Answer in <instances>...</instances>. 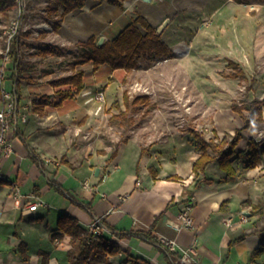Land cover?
Instances as JSON below:
<instances>
[{
	"label": "crops",
	"instance_id": "0c3cea01",
	"mask_svg": "<svg viewBox=\"0 0 264 264\" xmlns=\"http://www.w3.org/2000/svg\"><path fill=\"white\" fill-rule=\"evenodd\" d=\"M231 11H237V18L227 21ZM138 13L157 31L161 28V37L172 50L167 60L154 62L152 56L142 57L131 70L114 69L107 64L94 69L91 62L83 63L80 66L84 70V87L63 100L58 99L60 87L51 84L53 72L44 70L46 64H53L51 59L24 62L27 68L21 74L18 102L26 121L19 124L17 132L38 162L31 160L28 147L16 131L8 132L11 151L5 153L0 148V175L4 176L0 177V264H71L67 258L70 236L52 237L57 218L64 211L87 229L93 218H101V236L123 250L98 254L89 264H120L123 260L129 264L134 257L147 264H257L264 258V254L252 258V252L264 243V211L260 214L254 209L264 200V154L253 168L245 169L242 163L234 162L238 172L234 181H223L224 173L215 162L194 173L193 162L202 149L190 132L193 129L206 140L217 141L226 133L229 140L241 129L242 137L236 146V150H241L248 138L264 140L257 137L258 133L264 134L263 106V119L244 128V119L232 109L235 102L209 104L212 119L208 127L212 136L198 124L184 126L167 118L135 126L114 150L112 145L104 144L101 134L103 109L114 104L125 109L124 92L132 99L126 89L130 81L135 82L131 91H141L135 96L162 94V79L169 76L170 80L188 81L193 94H213V89L200 81L196 65L199 52L214 57L220 53L229 57L249 53L251 40L245 36L250 29L240 25L244 12L232 4L226 5V0H123L121 5L111 0H85L82 7L67 12L56 29L52 22L47 23L51 28L46 29L43 41L71 53L91 36L97 40L103 37V41L114 38ZM207 16L209 23L202 24ZM175 51L181 53L169 58ZM33 65L38 69L36 78L24 80ZM11 71L0 82L1 87L13 88ZM152 82H156L155 90L146 85ZM136 83L144 89H137ZM100 86H106L104 101L94 99ZM199 86L206 88L201 92ZM171 88L174 94L179 92L175 85ZM43 94L49 95L50 103L39 115L31 111V100ZM142 105L146 104L138 106ZM151 109L165 108L154 109L153 105ZM243 113L249 114L247 110ZM113 151L115 155L111 157ZM204 178L210 181H203ZM197 180L201 182L196 185ZM14 185L21 193L19 202L12 195ZM35 200L43 204L32 212L24 211L25 203ZM79 203L88 204L90 211ZM186 205L191 207L192 225L178 226V215ZM226 217L231 218L230 225L224 223ZM111 228L151 231L160 244L138 236L118 237ZM184 250H190L189 261L181 258Z\"/></svg>",
	"mask_w": 264,
	"mask_h": 264
},
{
	"label": "rangeland",
	"instance_id": "374dc122",
	"mask_svg": "<svg viewBox=\"0 0 264 264\" xmlns=\"http://www.w3.org/2000/svg\"><path fill=\"white\" fill-rule=\"evenodd\" d=\"M48 1L50 0H22L24 9L20 12L18 1L15 0V5L11 10L5 12L0 11V71L3 72V78H0V82L4 78L9 77L10 70H12L13 66L9 54L8 58H5L2 53L6 48V37L3 33L6 32V30L10 28L12 22L16 20L19 23L17 32L20 34V40L22 42V51H20L22 54L20 53V55L22 61L24 59L23 62L32 63V60L41 62L42 58L51 59L53 64H46V69L44 70L53 72V80L71 74L76 70H83L80 66L81 64L72 65V62L77 60L81 54L80 48H76L77 50L71 51V53L61 51L58 48L54 49L52 54L45 57L38 54L36 55L37 50L46 45V42L43 40L46 39V33L48 32L46 29L51 28L49 25L50 22L54 24V21L57 19L56 15L47 18L46 4ZM234 1L238 2L237 0H226V5L232 4V7H236V10L244 12L245 16L240 20V25H246L247 29H250V31H248L249 35H246L245 39L251 40V45L248 48L249 53L230 55V57L222 55L221 53L214 57L199 52V62H197L196 65L202 77L200 81L204 82V84H208V89L212 88L214 91L213 94L202 95L199 93L196 95L191 93L189 88L190 83H188V81L184 82L183 79L174 80V78L170 80L169 77L171 76L167 79L164 78L161 84L165 86L163 93L155 97L150 96V103L148 105L137 106L136 108L130 107L126 113L121 114L115 121L110 119L111 116L120 113L124 109H121L119 104H114L108 109H103V127L101 134L104 144L112 145V150H114L117 148L118 142L124 140L127 135L135 129V126L141 125L149 120L157 121L162 118L179 122L184 126L187 124H198V128H202L209 133L208 135L212 136L210 133L211 130L208 127L212 119V110L208 107L209 104H215V106H223L233 102L246 104L253 98L264 97V0H240L241 4L237 5ZM236 15L237 11H231L230 16H228L230 19H227V21H230L233 16L237 18ZM209 21L210 17L207 16L201 23L208 24ZM62 56L64 58L63 61L61 59ZM177 56V52L175 51L169 58H177ZM156 58L157 57H153L154 62H158ZM229 60L237 62L238 67L228 64ZM86 63L89 64L90 62ZM44 70L42 69L41 73ZM238 70H242L245 77H229L231 74H239ZM30 72L31 73L27 74L24 80L34 81L32 77L36 78V74L38 73L36 65H33ZM134 83L135 82L130 81L129 84H126V89L130 96H132L131 98L141 93V91H131V86ZM155 83L156 82H152L150 85L146 83V85L149 87V90H155ZM171 83H173V85ZM174 85L175 88L179 90L176 94L173 93V89L171 88ZM157 86H159V84ZM105 87L106 86L98 87L94 93L96 94L99 90L104 91ZM184 88H186L187 91ZM203 88L206 87H198L201 92ZM0 98H2L1 95ZM105 98L106 97H104V100ZM94 99L97 100L95 95ZM152 103L154 109L156 107L165 109H161L162 111H154L151 109L153 106ZM166 104H172V107H168ZM123 108L125 107L123 106ZM260 136L264 137V134L260 135V133H258L257 137ZM112 137L118 138L119 140L110 141ZM262 202L263 203L260 202L254 206L257 213L264 211V200H262Z\"/></svg>",
	"mask_w": 264,
	"mask_h": 264
},
{
	"label": "trees",
	"instance_id": "16d2710c",
	"mask_svg": "<svg viewBox=\"0 0 264 264\" xmlns=\"http://www.w3.org/2000/svg\"><path fill=\"white\" fill-rule=\"evenodd\" d=\"M85 0H50L46 4L47 18L56 15L57 19L54 21V29L59 25L60 19L70 10L82 7ZM112 2L121 5L123 0H111ZM241 2L240 0H237ZM15 5V0H0V11L5 12L11 10ZM22 42L20 34L17 32L10 42L9 56L12 59L13 66L10 78L12 79V92L16 95L17 100L21 98L19 86L21 82L22 72L27 68L26 63L22 61L20 51ZM55 47L48 44L43 48L37 50L36 54L45 57L52 54ZM81 54L79 58L72 62V65L83 64L91 62L93 68L96 69L103 64H107L111 68H122L131 70L137 66L138 60L142 57H166L171 54L172 50L168 44L162 39L161 33L152 26L148 20L141 14H137L114 38L105 40L102 44H97V39L91 36L88 40L81 43ZM228 64L238 67L237 62L231 60ZM238 73L231 74L232 77L245 76L242 70ZM54 86H59L57 89L58 99L63 100L70 97L75 92L80 91L84 87L83 70H76L75 72L66 76L58 77L51 81ZM64 86L65 88H62ZM1 95V87H0ZM50 103L49 95L43 94L34 97L31 100V111L39 115L44 114V107ZM123 103L125 109L118 114H113L111 120L115 121L121 114L127 112L131 108H136L140 104L148 105L149 98L144 95H137L130 100L128 94L124 92ZM20 104V103H19ZM262 106L264 107V99L255 98L250 104H232V109L237 111L244 119V128L248 127L252 121H261ZM243 110L249 112L248 115L243 113ZM18 134L17 130H15ZM194 139L201 145L202 153L193 162L192 170L194 173L204 171L206 166L215 162L218 168L224 173L223 181H234L238 172L234 166V162L242 163L243 168H253L261 161L264 154V140L255 141L252 138L247 139L246 147L241 150H236L242 135L241 129H237L235 133L228 140L229 134H225L221 140H206L200 132L191 129ZM19 135V134H18ZM22 141L28 145L23 136L19 135ZM30 153V158L34 162H38L37 157L29 146H27ZM115 155L112 152L111 157ZM172 178H178L172 176ZM203 181L210 180L204 178ZM196 181V185L200 183ZM57 190L61 188L56 183H51ZM83 208L90 211L88 204L79 203ZM261 214V213H260ZM258 217H261V215ZM113 234L118 237L138 236L148 239L152 243L160 244V242L152 235L151 231H121L111 228ZM264 233V230H262ZM66 234L70 236V248L67 250V258L71 264H89V261L98 254H116L123 250L120 246L110 239L100 236L98 240H92L91 234L87 228H84L78 219L68 212H62L57 218V227L52 233V237ZM168 250L169 254L172 252ZM264 254V243H261L253 252L252 258H259ZM148 262L140 260L137 257L132 258L129 264H147ZM44 264V263H41ZM120 264H127L123 260ZM178 264V263H175ZM257 264H264L262 258Z\"/></svg>",
	"mask_w": 264,
	"mask_h": 264
},
{
	"label": "built area",
	"instance_id": "2783aa9c",
	"mask_svg": "<svg viewBox=\"0 0 264 264\" xmlns=\"http://www.w3.org/2000/svg\"><path fill=\"white\" fill-rule=\"evenodd\" d=\"M19 4V11L21 12L23 8L22 0H17ZM18 21H13L10 28L3 33L6 39V48L4 52H2L5 58H8L10 42L13 36L18 31ZM1 53V52H0ZM178 54L181 52H177ZM158 61L167 60V57H157ZM0 78H3V72L0 71ZM135 87L137 89L143 88L140 84L136 83ZM144 89V88H143ZM1 97H2V106L0 107V148H2L5 153H9L11 151V144L7 140V134L10 131H15L19 128V124L24 123L26 121V114L22 112L20 104L17 100L16 95L12 92L11 89L1 88ZM105 93L103 90H99L95 94V98L99 101L104 100ZM0 177H4L0 175ZM87 185V184H86ZM13 198L15 202H19L21 198V193L19 191V187L14 185L12 191ZM43 202L40 200H35L33 202H26L24 205V211L32 212L37 209L39 205H42ZM190 205H186L179 213L178 217L180 223L178 226L190 227L192 225V218L190 215ZM242 220H246L245 215H241ZM224 223L226 225H230L231 218H224ZM88 231L91 234L92 240H98L102 235L103 226L101 218H93L88 226ZM170 245V244H169ZM170 248L173 249V246L170 245ZM190 251V250H188ZM187 250L183 251L182 260L189 261V252Z\"/></svg>",
	"mask_w": 264,
	"mask_h": 264
},
{
	"label": "water",
	"instance_id": "95a60500",
	"mask_svg": "<svg viewBox=\"0 0 264 264\" xmlns=\"http://www.w3.org/2000/svg\"><path fill=\"white\" fill-rule=\"evenodd\" d=\"M166 21H168V20H166ZM165 23H166V22H165ZM160 29H161V28L158 29V32L160 31ZM102 42H103V37H100V38L97 40V44L100 45V44H102Z\"/></svg>",
	"mask_w": 264,
	"mask_h": 264
}]
</instances>
